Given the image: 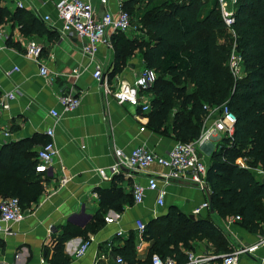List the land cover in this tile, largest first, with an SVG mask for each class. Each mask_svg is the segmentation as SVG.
Returning <instances> with one entry per match:
<instances>
[{"label": "trees", "instance_id": "1", "mask_svg": "<svg viewBox=\"0 0 264 264\" xmlns=\"http://www.w3.org/2000/svg\"><path fill=\"white\" fill-rule=\"evenodd\" d=\"M142 2L135 13L136 4ZM140 34L131 38L117 32L111 36L114 53L112 67L105 73L110 84L131 51H138L144 67L157 74L154 84L143 95L150 109L147 128L175 141L190 142L201 133L207 111L204 105L226 104L234 114L233 134L220 138L218 147L210 154L207 164V183L214 212L206 218L191 219L177 207L149 220L142 240L153 241L144 260L136 258L135 233H130L122 247L115 249L126 264H151V256L172 257L180 264L194 249L197 240H207L213 253H227V239L213 219L237 221L251 233L264 234V184L249 168L264 170V0H237L233 29L236 32L245 75L235 79L229 69L230 46L218 43V35L225 30L217 0H121ZM4 17L17 23L22 35L45 36L58 39L54 30L23 8L10 11L0 7ZM191 85L187 89L186 83ZM36 134L0 148V198L17 197L23 208L43 192L40 178L34 174L35 145H44ZM247 167H241L238 159ZM115 181H121L114 176ZM99 210L82 229L74 232L62 229L54 233L51 245L45 246L46 264H69L64 244L80 236L82 242L97 233L105 224L110 209L127 201L119 189L99 192ZM222 251V252H221Z\"/></svg>", "mask_w": 264, "mask_h": 264}, {"label": "crops", "instance_id": "2", "mask_svg": "<svg viewBox=\"0 0 264 264\" xmlns=\"http://www.w3.org/2000/svg\"><path fill=\"white\" fill-rule=\"evenodd\" d=\"M58 1L0 0V7L11 12L18 7L23 8L45 26L47 23L42 17L49 15L58 36L54 41L45 36H30L42 45L40 63L47 68L48 80L39 73L41 64L25 55L23 42L29 36L21 34L16 22L6 17L2 21L0 13V95L17 90L15 98L9 101L8 109L0 112V131L10 134L7 138L0 134V148L36 134L43 144L50 140L46 130L54 128L53 143L57 151L48 172L38 174L34 171L41 180L42 194L22 208L25 217L10 226L9 234L0 232V264H41L45 253H48L53 234L62 232V229L77 233L99 210V192L111 188L119 189L123 199H127L121 205H116L119 212L108 211L115 222H105L97 233L90 235L91 244L84 256H74V251L82 242L80 236L72 237L64 244V253L71 258L69 264H121L115 260L118 254L114 250L122 247L134 231L135 220L141 218L147 223L166 213L171 206L186 215L193 214L195 219L206 218L209 209H202L199 213L195 210L207 197L205 191L189 180L166 183V170L157 165L145 171L124 167L118 174L106 179L98 174V168L109 169L115 161L114 148L128 152L135 146H144L163 155L175 140L147 128V113L141 112L140 108L120 105L103 94L92 73L96 65L104 72L112 67L113 49L101 46L90 58L82 53L83 41L79 38L70 36L60 39L57 30L62 22L58 20L55 9ZM92 2L98 15H102L106 6L98 0ZM19 3L22 5L19 6ZM120 3L121 0H108L107 8L115 14ZM218 43L225 44V41L219 38ZM134 56L127 63L128 68L122 67L118 72L125 80L132 81L144 67L140 53L135 51ZM14 66L18 70L6 75L5 72ZM64 94L80 98L75 110L63 112L58 99ZM51 109H56L61 115L57 123L49 114ZM142 126L144 130H140ZM213 140L199 148V154L207 164L210 154L218 147L219 142ZM40 146L33 147L36 153ZM151 175L157 178L159 186L166 189L163 204H157L155 191H145L142 202L135 203L133 183L146 185ZM114 176H119L121 181H115ZM212 217L224 232L228 250L235 245L254 244L259 239L260 234L249 232L237 221L230 223L215 215ZM135 245L136 258L144 260L153 241L140 240L135 234ZM45 246L49 247L46 251ZM193 246V251L198 253L214 251L212 244L205 239L197 240ZM122 264L126 263L123 261ZM240 264H264V244L253 254L241 257Z\"/></svg>", "mask_w": 264, "mask_h": 264}, {"label": "built area", "instance_id": "3", "mask_svg": "<svg viewBox=\"0 0 264 264\" xmlns=\"http://www.w3.org/2000/svg\"><path fill=\"white\" fill-rule=\"evenodd\" d=\"M98 2L106 6V10L102 15H98L92 0H59L55 4L57 18L62 23L57 30L59 38L76 37L83 41L81 51L84 55L93 58L99 48L105 47L112 49L111 36L117 32L124 33L126 36L133 37L140 34L138 25L132 22L127 11L119 10L114 14L107 8L108 0H98ZM237 0H217L220 17L227 30L233 36V44L230 46L228 59L229 69L235 79H241L244 75V67L242 58L237 50L236 32L232 27L234 23V15L236 11ZM22 4L19 3V6ZM47 23L49 29L56 31L55 24L51 21L49 15L42 17ZM25 55L32 58L35 62L40 63L42 45L34 38H28L23 42ZM17 67L5 72L10 75L17 71ZM39 73L49 80L48 71L44 64L40 65ZM76 73V71H74ZM92 76L97 80L99 88L103 94L114 99L118 104H129L133 107L140 108L141 112L147 113L150 109L149 101L142 91L148 90L156 80V73L153 69L143 67L132 81L125 80L119 75L114 76L112 84L108 75L104 70L96 65ZM17 90L6 92L0 95V112L8 109L9 101L15 98ZM63 112H71L75 110L80 98L73 97L70 94H64L58 99ZM207 116L204 119L200 136L190 142L175 141L166 154H156L144 146H135L128 152L120 148H114L113 154L115 161L109 169L98 168V174L106 179L111 175L118 174L123 166L137 171L148 170L151 166L157 165L165 169L166 183L172 180H189L203 191L210 192L207 183V162L199 154V148L216 136H228L233 134L234 123L236 118L226 104L221 106L204 105ZM49 114L55 119V123L60 120V113L56 109H51ZM140 130H144L142 126ZM50 140L40 146L36 154L35 172L44 174L48 172L52 162L57 154L53 143L54 128L46 130ZM4 137H9L8 131H0ZM241 167H247L244 159L238 160ZM256 174L257 180L263 182L264 170L260 168H251ZM165 183V184H166ZM145 191H155L157 193L156 202L162 205L166 195L164 186H159L158 180L154 175L147 179V184L142 185L139 182L133 183L132 192L135 203L142 202ZM202 209H209L207 199L200 204L195 212L199 213ZM25 212L23 211L20 201L17 197L0 198V232L10 233V226L23 220ZM240 216L226 219V222L239 221ZM106 223H113L115 219L113 215L108 213L104 217ZM146 222L144 219L135 220L134 230L137 237L141 240L145 230ZM121 232L118 231V235ZM91 244V239L81 242L74 251V256L79 258L86 254ZM264 244V234L259 235L256 243L251 245H235L233 249L227 253L216 254L211 251L195 252L193 250L187 252L186 262L184 264H240L241 257L253 254L256 249ZM106 254H103V256ZM118 263L124 261L120 255L115 257ZM41 264H46L42 259ZM151 264H180L172 257H161L154 253L151 256Z\"/></svg>", "mask_w": 264, "mask_h": 264}, {"label": "rangeland", "instance_id": "4", "mask_svg": "<svg viewBox=\"0 0 264 264\" xmlns=\"http://www.w3.org/2000/svg\"><path fill=\"white\" fill-rule=\"evenodd\" d=\"M143 5L144 4L142 2H140V3H138V4L135 5V7H134V9H133V11L131 13L132 18L137 19L136 18L137 15L135 16V13H136L137 9L139 7H143ZM219 38L220 39L223 38V40L225 41V44H228L229 46H231L233 44V36L227 30H223V32H220L219 35H218V39ZM134 55H135V52L131 51V55L126 58V60H125V69L128 68V67H126L127 63L128 62H131L136 57ZM156 76H157V74H156ZM186 85H187V89L190 91L191 90V85L188 82L186 83ZM221 137L222 136H216L215 138H213L214 139L213 141L219 142V140H220ZM204 146H206V145H204ZM238 162L239 161L237 160V163ZM133 233L136 234V231L134 230Z\"/></svg>", "mask_w": 264, "mask_h": 264}, {"label": "water", "instance_id": "5", "mask_svg": "<svg viewBox=\"0 0 264 264\" xmlns=\"http://www.w3.org/2000/svg\"><path fill=\"white\" fill-rule=\"evenodd\" d=\"M125 166H123L122 168H124ZM125 172L127 171L126 169H123ZM262 184H264V180H263V182H262ZM206 199H207V201H208V203H209V212L210 213H213L214 212V208H213V205H212V202H211V195H210V193H208V192H206ZM189 217L191 218V219H195V217H194V215L193 214H189Z\"/></svg>", "mask_w": 264, "mask_h": 264}]
</instances>
